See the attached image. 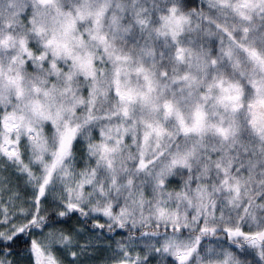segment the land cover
Listing matches in <instances>:
<instances>
[{"label": "snow or ice", "instance_id": "1", "mask_svg": "<svg viewBox=\"0 0 264 264\" xmlns=\"http://www.w3.org/2000/svg\"><path fill=\"white\" fill-rule=\"evenodd\" d=\"M0 264H264V0H0Z\"/></svg>", "mask_w": 264, "mask_h": 264}]
</instances>
